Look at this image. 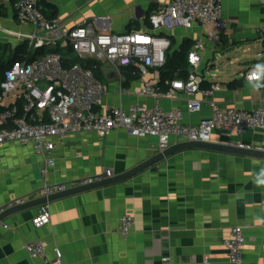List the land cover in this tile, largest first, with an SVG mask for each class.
I'll list each match as a JSON object with an SVG mask.
<instances>
[{"label": "crops", "instance_id": "crops-1", "mask_svg": "<svg viewBox=\"0 0 264 264\" xmlns=\"http://www.w3.org/2000/svg\"><path fill=\"white\" fill-rule=\"evenodd\" d=\"M14 2L7 4V28L18 38L33 27L16 19ZM48 2L56 6V16L67 29L91 22L100 31L152 33L149 16L162 0ZM222 2L229 32L211 40L200 24L180 27L168 33L171 49L185 43L190 49L199 41L205 44L198 67L204 80L196 99L204 101V91L216 86L213 97L222 107L254 110L264 99V89L259 88L262 80L250 81L247 74L260 72L264 80V49L255 47L264 43V0ZM243 46L250 48L241 56L223 59L226 52ZM171 81L161 82V74L153 68L148 77L131 80L124 94L109 72V92L101 110L137 102L151 106L154 97L139 95L143 84L156 83L166 92ZM188 99L176 91L163 96L161 104L166 110H181L184 124H198L211 115L206 105L198 113H189ZM211 142L264 149V132L219 129ZM159 153L156 138L130 136L124 129L106 137L71 135L59 142L56 165L45 175L44 159L30 145L9 143L0 147V206L31 196L45 184L95 177L107 169L113 170V176L120 175ZM263 201L264 159L184 150L124 182L50 202L51 221L43 227L33 224L40 206L6 216L0 222V264H45L24 249L27 242L38 240L45 242L50 260L60 258L63 264H165L166 257L170 264H228L223 242L234 226L244 228V264H264ZM126 215L135 220L129 237L119 230Z\"/></svg>", "mask_w": 264, "mask_h": 264}, {"label": "built area", "instance_id": "built-area-1", "mask_svg": "<svg viewBox=\"0 0 264 264\" xmlns=\"http://www.w3.org/2000/svg\"><path fill=\"white\" fill-rule=\"evenodd\" d=\"M11 1L0 0V7ZM14 9L16 19L33 29L18 36V46L26 45L27 52L4 73L0 89V105L4 108L0 112V147L9 143L30 145L44 159L42 172L45 175L56 165L54 154L59 142L71 135L96 133L106 137L116 129H124L130 136L156 138L158 151L164 152L175 142H211L214 132L219 129L234 128L239 134L249 130L264 132V99L254 110L225 108L213 97L216 86L204 91V101L195 98L204 80L198 73L201 52L205 50L202 41L189 52L190 71L186 78L172 80L166 92H162L156 83L143 84L139 95L154 97L153 105L137 102L101 110L103 98L109 92L106 82L109 72L117 78L120 92H129L125 86L126 71L142 79L149 76L151 69L165 65L171 49L168 33L197 24L208 30L211 40H218L222 33L229 32L231 25L224 16L222 0H162L149 16L152 33L100 31L91 22L67 29L58 16L47 18L40 0H16ZM261 34L264 39V28ZM44 47L49 50L36 55ZM247 79L262 80L259 88L264 89L260 72L248 73ZM176 91L189 97L186 105L189 113H198L206 105L211 109V115L198 124H184L181 110H166L161 104L163 96H171ZM237 146L253 148L242 143ZM113 175V170L107 169L95 177L45 184L31 196L0 206V215L14 206ZM49 204L39 207L38 215L33 219L35 227L50 223ZM262 207L264 210V201ZM134 226V218L126 215L120 221L119 230L129 237ZM245 242L244 228L232 227L223 242L228 252V264H244ZM24 249L31 258L45 264H63L60 258L50 260L47 257L46 244L42 240L27 242ZM164 261L170 264L169 257Z\"/></svg>", "mask_w": 264, "mask_h": 264}, {"label": "water", "instance_id": "water-1", "mask_svg": "<svg viewBox=\"0 0 264 264\" xmlns=\"http://www.w3.org/2000/svg\"><path fill=\"white\" fill-rule=\"evenodd\" d=\"M189 149H202V150H212L217 152H223V153H230L235 155H242V156H249V157H256L264 159V150L263 149H257V148H245V147H239L237 145H226V144H219L215 142H182L177 145L171 146L170 148L166 149L164 152H160L159 154H156L153 156V158H150L149 160L139 164L135 168L112 177H107L101 181L81 186L78 188L70 189L66 192H62L59 194L52 195L48 198H38L31 200L27 202L24 205H17L14 206L8 210H6L4 213L0 215V222L8 215L18 213L24 210H28L31 208L39 207L43 204H47L59 199H63L66 197H70L73 195L81 194L84 192H88L91 190L107 187L110 185H114L117 183L124 182L128 179H131L135 175L143 172L147 168H150L158 163H161L171 155L178 153L180 151L189 150Z\"/></svg>", "mask_w": 264, "mask_h": 264}, {"label": "trees", "instance_id": "trees-1", "mask_svg": "<svg viewBox=\"0 0 264 264\" xmlns=\"http://www.w3.org/2000/svg\"><path fill=\"white\" fill-rule=\"evenodd\" d=\"M13 2L16 0H12ZM42 6H43V11L47 18L52 19L56 17L57 11H56V6L48 0H40ZM7 5H4L0 7V19L6 17L7 15ZM191 46L188 43H185L181 46L180 49L177 50H170L167 54V61L164 66L160 67L158 69L159 73L161 74V82L164 80H173L175 78H186L188 76V73L190 71V66L188 63V55L190 52ZM49 49L44 47L40 48L36 55H42L46 53ZM58 51V50H55ZM1 52V48H0ZM27 52V47L26 45H19L13 50V55L11 58L7 60L1 59L0 56V89L1 85L4 81V73L7 68H9L14 61L19 60L22 58L21 54L23 55L24 53ZM74 61V60H73ZM126 78L127 81L125 83V86H128V84L131 82V80H136L138 79V76H133L130 71H126ZM4 108L0 105V112Z\"/></svg>", "mask_w": 264, "mask_h": 264}, {"label": "rangeland", "instance_id": "rangeland-1", "mask_svg": "<svg viewBox=\"0 0 264 264\" xmlns=\"http://www.w3.org/2000/svg\"><path fill=\"white\" fill-rule=\"evenodd\" d=\"M8 16L9 15H6V17L0 19V48H1L0 56L1 59L3 60H7L11 58L13 55L14 48H16L19 44V39L16 38V36L13 35L12 31L7 28V25L9 24V20H10ZM255 47H258L259 50L261 49L263 50L264 43H260ZM249 48H250L249 46H243L239 49L234 48L233 50L226 52L223 59L225 61L232 60L233 57L235 58L237 56H241V54ZM249 58H252V56H250Z\"/></svg>", "mask_w": 264, "mask_h": 264}]
</instances>
